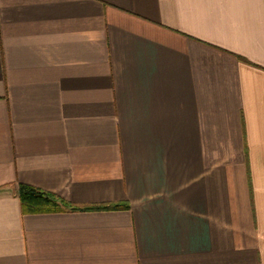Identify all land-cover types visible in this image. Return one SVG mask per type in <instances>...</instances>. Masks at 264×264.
<instances>
[{
	"label": "crops",
	"instance_id": "0c3cea01",
	"mask_svg": "<svg viewBox=\"0 0 264 264\" xmlns=\"http://www.w3.org/2000/svg\"><path fill=\"white\" fill-rule=\"evenodd\" d=\"M0 264H264V0H0Z\"/></svg>",
	"mask_w": 264,
	"mask_h": 264
},
{
	"label": "trees",
	"instance_id": "16d2710c",
	"mask_svg": "<svg viewBox=\"0 0 264 264\" xmlns=\"http://www.w3.org/2000/svg\"><path fill=\"white\" fill-rule=\"evenodd\" d=\"M19 196L25 212L58 210L62 201L53 193L40 190L27 184H20ZM121 204L102 206L118 208Z\"/></svg>",
	"mask_w": 264,
	"mask_h": 264
}]
</instances>
